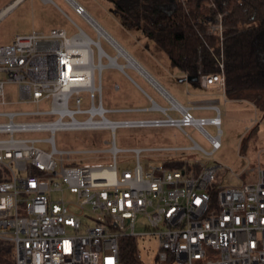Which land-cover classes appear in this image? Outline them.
<instances>
[{
  "label": "built area",
  "instance_id": "1",
  "mask_svg": "<svg viewBox=\"0 0 264 264\" xmlns=\"http://www.w3.org/2000/svg\"><path fill=\"white\" fill-rule=\"evenodd\" d=\"M21 1L5 7L0 19ZM65 1L94 29L98 39L71 19L78 27L71 36L64 28L49 32L33 29L28 34L15 35L10 44L0 45V105L12 102L6 97L8 83L18 84L24 101L37 105L33 110L0 111V168L8 171V179L0 182V239L14 244L16 264H125L121 257V239L125 237H136L148 245L154 243L149 264H264L261 159L256 166L245 169V180L229 166L204 160L169 165L181 160L171 158V153L193 149L212 156L221 148L219 106L213 101L185 105L165 87V91L156 87L166 106L152 99V105L143 109L107 107L102 72L109 66L122 71L130 67L120 61L126 58L119 47L133 55L81 2ZM203 7L216 10L212 18L204 21L206 32L218 36L222 44L224 12L218 10L215 0H206ZM102 39L114 50L113 54L104 47ZM112 59L116 64H111ZM199 81L203 88L217 85L225 94L224 64L220 63L218 73L200 71ZM115 87L119 88V84ZM82 91L91 94L87 108L82 106ZM44 100L49 101L47 109L40 108ZM195 109L212 110L215 114L197 117ZM142 110L162 112L165 116H107ZM21 116L37 118L19 119ZM42 116L50 118H39ZM207 124L216 128V134L206 129ZM189 125L202 132L211 144L210 151L193 138L194 144L189 147L123 149L115 141L118 127L184 129ZM59 129H108L113 137L103 149H59L55 141ZM31 132L49 135L16 136ZM121 151H130L135 165L119 174ZM144 151L165 153L166 157L145 170L141 164ZM74 153H109L111 163L78 162L72 157ZM65 187L76 190V201L63 195L55 197ZM138 224L145 229L137 231ZM149 246L147 252L152 251ZM136 255V264H145L140 250Z\"/></svg>",
  "mask_w": 264,
  "mask_h": 264
},
{
  "label": "rangeland",
  "instance_id": "2",
  "mask_svg": "<svg viewBox=\"0 0 264 264\" xmlns=\"http://www.w3.org/2000/svg\"><path fill=\"white\" fill-rule=\"evenodd\" d=\"M81 2L89 13L111 34L113 35L128 51L140 62L142 67L150 72L166 88H169L174 95L185 105L194 97L188 94L187 78L185 73L170 64L167 53L160 48L154 40L149 38L138 28H131L122 20V17L115 10V4L112 0H78ZM3 4H0V7ZM61 7L67 15L60 9ZM203 9V8H202ZM38 16V12L43 13L47 18L44 29L51 30L52 27H61L67 31L68 36L77 32L78 27L73 23L76 22L92 38L98 39L94 29L72 8L65 0H53V2L43 3L42 0H26L20 7L9 17L0 20V45H6L13 42V35L17 31V16L23 14L25 21V30L23 33H30L33 29L29 26L30 16ZM26 14L28 17L25 16ZM73 21H72V20ZM102 44L111 53L114 50L102 39ZM122 63L126 60L120 59ZM107 63V60H104ZM101 82L103 86V99L107 107L110 108H145L152 104V99L163 106L167 102L142 74L132 67H126L122 71L116 67H105ZM119 84V88L115 84ZM190 85H195L190 82ZM198 84V83H197ZM201 86V85H200ZM6 97L11 100L10 104L0 105V110H33L37 108L35 103L24 101L21 97L20 86L16 83L6 85ZM82 106L87 108L91 103V94L89 91H82ZM219 102L216 103L222 116V147L212 156L193 150L185 149L179 153H171V158L181 160H204L222 166L233 168L242 180L247 175L245 169L256 166L259 159L264 163V114L251 102L247 100L234 101L223 96H219ZM201 102V101H200ZM198 102V103H200ZM71 107L75 105L71 103ZM41 109L49 108V101L40 103ZM194 115L213 116L215 111L212 110H193ZM171 113L174 114L173 111ZM83 118V115H77ZM109 118H147L163 117L162 112L151 110L108 113ZM37 117L21 116L19 119H35ZM50 118V117H39ZM206 129L211 134H216V128L207 124ZM248 127L249 130L246 128ZM48 132H31L16 134V136H31L44 138ZM112 132L108 129L92 130H70L59 129L55 132L56 146L59 149H103L109 146L107 141L112 139ZM207 151L211 150V144L202 134V132L193 125L185 126L181 129L177 126H158V127H118L115 131V141L119 148L129 149L134 147H189L194 144L193 139ZM243 143V144H242ZM48 147L47 144H44ZM241 147L242 150H241ZM165 153L156 151H144L141 154V164L146 170L150 165L159 164ZM72 157L78 162L89 164H110L111 156L109 153H74ZM135 161L130 151H121L118 157V173L124 168H132ZM63 197L72 202L77 200V192L73 188L65 187L62 192L56 193L55 197ZM74 208V207H72ZM74 210H77L74 208ZM145 228L137 225V231ZM152 245V251L147 252ZM138 241V250L143 253L145 264L150 263L151 254L154 250V243Z\"/></svg>",
  "mask_w": 264,
  "mask_h": 264
},
{
  "label": "trees",
  "instance_id": "3",
  "mask_svg": "<svg viewBox=\"0 0 264 264\" xmlns=\"http://www.w3.org/2000/svg\"><path fill=\"white\" fill-rule=\"evenodd\" d=\"M131 28H138L162 48L170 64L186 75L220 72L224 64L225 95L252 102L264 114V0H215L224 12V40L206 32L214 16L206 0H112ZM203 8V9H202ZM194 83H199L193 81ZM183 160L170 162L179 166ZM8 171L0 168V182ZM138 239H121L125 264H136ZM12 242L0 239V264H16Z\"/></svg>",
  "mask_w": 264,
  "mask_h": 264
},
{
  "label": "crops",
  "instance_id": "4",
  "mask_svg": "<svg viewBox=\"0 0 264 264\" xmlns=\"http://www.w3.org/2000/svg\"><path fill=\"white\" fill-rule=\"evenodd\" d=\"M15 0H0V4H3L1 7H0V12L5 8V7H7L8 5H10L11 3H13ZM26 0H23V1H21V2H19V3H17L16 5H14L9 11H7L6 13H5V15L1 18V19H3V18H7V17H9L11 14H13L19 7H20V5L22 4V3H24ZM42 2L43 3H48V2H45L44 0H42ZM60 9V8H59ZM61 10V9H60ZM62 11V10H61ZM63 12V11H62ZM22 16H24L23 14H21V15H19V16H17V19H18V23H16L17 24V31L15 32V34L13 35V37H15V35H18V34H24L23 33V31L25 30V21H23V19H24V17H22ZM26 17H28V15L26 14V16H25V19H26ZM31 20H30V26H29V28L31 27L32 29H36V30H39V31H44V32H49V31H46L43 27H44V24H45V22H46V20H47V18L45 17V15L43 14V13H39L38 12V16L35 14L34 15V13L32 12V16H30L29 17ZM0 19V20H1ZM53 28H61V27H52L51 29H53ZM14 39V38H13ZM150 73V72H149ZM152 75V74H151ZM186 75V74H185ZM153 76V75H152ZM154 77V76H153ZM186 77H187V75H186ZM155 78V77H154ZM156 79V78H155ZM157 80V79H156ZM161 85H163L159 80H157ZM188 81V80H187ZM191 81H188V83H187V86H188V88H187V90H188V94L190 95V96H193L194 97V99L193 100H191V101H189V104L188 105H194V104H196V103H198V102H202V101H213V102H215V103H218L219 102V96H223V97H225V98H228L224 93H223V91L220 89V87L219 86H217V85H213V86H211V87H209V88H203L202 86H200L201 84H200V81H199V83L197 84V83H195L196 84V86L195 85H190L191 83H190ZM193 82V81H192ZM163 87H165L164 85H163ZM156 88V87H155ZM166 88V87H165ZM170 93H172L173 95H174V93L169 89V88H166ZM157 90V89H156ZM177 99H178V97L176 96V95H174ZM229 99V98H228ZM179 100V99H178ZM231 100H233V99H231ZM234 101H242V100H234ZM245 101V100H244ZM251 104H253L252 102H251ZM152 105V104H151ZM150 105V106H151ZM254 105V104H253ZM149 106V107H150ZM255 106V105H254ZM145 108H148V107H145ZM143 109V108H142ZM5 109H3V110H0V111H4ZM0 119H2V117H0ZM247 130H249L248 129V127L246 128ZM243 144V143H242ZM222 147V146H221ZM242 148L243 147H241V150H242Z\"/></svg>",
  "mask_w": 264,
  "mask_h": 264
},
{
  "label": "bare ground",
  "instance_id": "5",
  "mask_svg": "<svg viewBox=\"0 0 264 264\" xmlns=\"http://www.w3.org/2000/svg\"><path fill=\"white\" fill-rule=\"evenodd\" d=\"M121 54H123L126 58V66H130L135 68L137 71H139L140 74H142L152 85L157 87L158 89L165 91L163 85H161L150 73L148 70H146L140 62L133 56L129 55L123 48L119 47ZM111 64H116L115 60L112 59Z\"/></svg>",
  "mask_w": 264,
  "mask_h": 264
},
{
  "label": "water",
  "instance_id": "6",
  "mask_svg": "<svg viewBox=\"0 0 264 264\" xmlns=\"http://www.w3.org/2000/svg\"><path fill=\"white\" fill-rule=\"evenodd\" d=\"M186 78H187L188 81H197L199 79V76L187 75Z\"/></svg>",
  "mask_w": 264,
  "mask_h": 264
}]
</instances>
